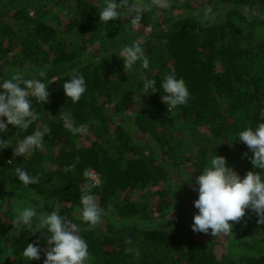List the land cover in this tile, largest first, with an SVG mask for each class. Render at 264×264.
Here are the masks:
<instances>
[{
  "label": "trees",
  "instance_id": "trees-1",
  "mask_svg": "<svg viewBox=\"0 0 264 264\" xmlns=\"http://www.w3.org/2000/svg\"><path fill=\"white\" fill-rule=\"evenodd\" d=\"M170 4L145 11L140 28L133 29L124 14L100 22L104 0H0V84L20 72L45 83L50 93L43 104L29 97L40 120L26 131L8 125L0 133L8 141L0 144V264L46 259V231L17 224L14 208L23 202L37 216L57 211L79 224L91 258L87 264H264V225L251 209L233 225L229 249L211 230L194 233L182 221L183 206L198 214L196 177L213 157H224L241 179L259 171L243 157L253 153L238 133L264 123V0ZM206 6L213 8L207 20ZM137 41L149 68L138 62L125 72L120 51ZM73 70L86 83L77 103L63 91ZM172 72L190 96L187 104L168 110L161 83ZM148 79L156 80L158 91L142 96ZM172 110L182 123L174 122ZM60 112L71 113L77 127L88 125V146H77ZM44 124L51 130L44 150L14 156L15 144ZM179 142L192 145L195 155ZM17 166L39 174L40 182L25 186ZM85 172L97 177L92 194L99 206L112 209L94 227L81 219V189L90 182ZM28 244L41 249L39 260L23 256ZM126 247L140 254H126Z\"/></svg>",
  "mask_w": 264,
  "mask_h": 264
},
{
  "label": "clouds",
  "instance_id": "clouds-1",
  "mask_svg": "<svg viewBox=\"0 0 264 264\" xmlns=\"http://www.w3.org/2000/svg\"><path fill=\"white\" fill-rule=\"evenodd\" d=\"M153 7L168 9L170 0H104V6L99 13V20L106 24L109 21L119 20L121 14L130 17L133 29L141 26L142 14L151 11ZM213 8L206 6L204 19L211 17ZM123 57L125 72L131 71L139 62L142 69L149 68V59L139 41L131 46H125L120 54ZM41 77L45 72H39ZM163 94L161 101L168 110L185 105L190 93L185 81L178 79L175 72L166 74L161 83ZM63 91L73 103L79 102L86 92V83L83 74L73 70L72 78L63 84ZM156 80L148 79L143 83L142 96L157 92ZM48 86L38 79H25L24 75L17 72L0 84V118H6V122L0 119V133L8 131V125H12L21 131H26L34 122L40 120V115L32 108L29 97L36 99L37 103H47L49 98ZM60 119L65 129L73 135L87 132L88 125L75 126V122L69 112H60ZM92 123L98 124V121ZM51 130L47 124L40 130L27 135L15 145L14 156L23 157L32 154L35 150H44V137L50 135ZM238 140L244 143L253 153L248 158L253 168L259 171H248L243 179L229 166L222 156L213 157L209 166L205 167L202 174L196 177L198 185V199L194 201V207L198 214L194 216L192 231L194 233L209 234L213 237H228L233 232V225L239 223L245 216L246 210L251 209L258 216L257 223L264 225V123H260L255 129L248 126L238 133ZM8 141L0 140V144L7 145ZM11 163V162H9ZM72 166L64 168L67 173ZM15 174L25 185L40 182V175H29L22 167L15 168ZM85 177L90 181L81 189L80 203L82 205L81 219L83 223L92 227L101 223L103 217L109 215L111 207L107 211L97 203L92 194L93 187L98 181L90 172H85ZM17 224H23L28 229L35 225V232L47 233L46 243L49 245L45 251L44 264H87L90 262L88 244L79 235L81 226L62 217L57 211L43 213L37 216L36 209L25 207L17 210ZM34 218L37 221L34 223ZM35 232L33 234H35ZM39 241H37V244ZM131 244V239L125 241ZM125 253L139 255V250L131 247L124 249ZM41 249L34 244H28L23 250V256L27 260H39Z\"/></svg>",
  "mask_w": 264,
  "mask_h": 264
},
{
  "label": "rangeland",
  "instance_id": "rangeland-1",
  "mask_svg": "<svg viewBox=\"0 0 264 264\" xmlns=\"http://www.w3.org/2000/svg\"><path fill=\"white\" fill-rule=\"evenodd\" d=\"M148 33V32H147ZM171 117L174 119V122H180V118L178 117V114L173 112V110L171 111ZM182 123V122H180ZM189 130H191V127L188 126V128H186V131L188 132ZM200 131H204V130H200ZM178 136V135H177ZM77 140H76V144L77 146H88L90 141L93 140V137L91 135H89L88 132L86 133H83V134H77L74 136ZM180 146H181V149L185 152H188L192 155H195V149L193 150V152H191V150L193 149L192 145H188L186 147L185 144H182V142H179ZM188 165V164H187ZM92 174L93 177L94 174L92 172H90ZM188 177V176H187ZM95 179L97 180V177H95ZM184 179H187V178H184ZM189 179H187V182H188ZM189 189H190V186H189ZM191 195H193V197L195 198V193L193 192L192 188H191ZM190 196V194H189ZM25 207H29V204L28 202H23V203H20L18 205H15V208H14V211H15V215L17 217L18 215V209L19 210H22L23 208ZM176 207H174V209L172 210V215L175 214L176 210H175ZM183 209H184V213H183V217H182V221L185 225H189V226H192L193 224V220H194V216H195V213L193 211H187L186 210V206H183ZM170 216V217H173V216ZM216 239L218 241H222V243L224 244L225 248H230V245L228 244L230 241H231V236H228V237H225V236H218L216 237Z\"/></svg>",
  "mask_w": 264,
  "mask_h": 264
}]
</instances>
